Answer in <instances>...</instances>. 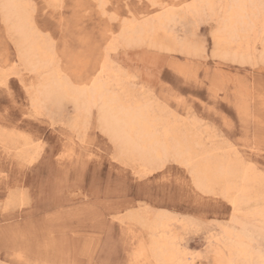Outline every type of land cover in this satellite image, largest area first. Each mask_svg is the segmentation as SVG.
Returning a JSON list of instances; mask_svg holds the SVG:
<instances>
[{"label":"rangeland","instance_id":"obj_1","mask_svg":"<svg viewBox=\"0 0 264 264\" xmlns=\"http://www.w3.org/2000/svg\"><path fill=\"white\" fill-rule=\"evenodd\" d=\"M3 1L0 73L8 80L0 82V264H155L145 221L160 212L170 217L194 264H218L221 244L216 236L225 229L244 231L243 223L257 241L253 249L261 250L264 229L249 213L264 203V60L259 38L251 43L257 48L249 62H234L213 38L217 6L190 16L184 9L192 0H157L170 9L179 7L168 29H174L180 44L166 49L120 42L110 62L120 84L113 81L112 89L126 100L141 101L163 125L187 135L195 152L203 148L255 165L259 179L252 193L258 200L235 211L219 184L202 194L191 167L174 156L150 166L121 154L102 129L97 107L84 115L68 97L36 102L49 72H37L20 59L19 35L1 8ZM22 1L51 48V67L55 64L73 84L102 62L100 49L109 33L118 37L125 20L159 13L152 0H135L139 7L131 11L129 0ZM101 3L106 4L103 10ZM142 244L148 253L141 257Z\"/></svg>","mask_w":264,"mask_h":264},{"label":"bare ground","instance_id":"obj_2","mask_svg":"<svg viewBox=\"0 0 264 264\" xmlns=\"http://www.w3.org/2000/svg\"><path fill=\"white\" fill-rule=\"evenodd\" d=\"M152 1L153 4H157L156 9L159 13L153 17H148V13H145L150 10H147L144 16H140L141 18L138 16L139 18L134 17V19L125 20L120 35L116 37V44L121 42L131 45V43L138 44L146 42L149 45L166 49H172L171 45L173 44H180L178 39H176L175 32H172L174 29L172 31L168 29L170 21H175L174 16L177 13L175 10L179 7L170 9L163 2L157 0ZM190 2H188V7L186 3L184 5L186 6L184 9L185 12L183 11L185 15L187 13L189 15L190 13H199L204 11L205 8H210L211 10L214 6L219 8L218 12L220 14L216 16L218 26L213 38L215 39L216 47L224 54L230 55L231 60L240 63L249 62L257 48L256 45H251V43L255 42L258 38L262 45L260 46L259 57L264 60V19L261 18L259 0H192ZM170 3L168 4L171 5ZM1 8L7 14L8 21L16 28L19 35L20 59L37 72H40L43 68L49 72L42 83L43 87L39 89L38 95H35L36 102L42 101L44 103L43 100L56 102L60 98L68 97L73 100L78 112L82 114L84 112H90L93 107H97L99 123L102 129L116 142L121 154L135 157L146 165L163 160V158H159L163 152L179 154L181 157L180 162L184 163V166L188 165L191 167L195 183L200 180L207 183L208 190H211L215 184H219L223 188V194L221 193V195L224 196L225 194L229 197L235 211L241 210L240 205L242 203L258 200L257 197L259 196L252 193V188L258 182L259 178H257L255 170L248 167L251 164L250 162L248 165H245L240 159H230L228 157L229 155H226V158L217 157L218 155L216 156L213 152V154H209L203 148L200 150V153L195 152L194 144L187 135H185L186 137H182V134L180 136L178 130L173 125H163L160 119L152 115L147 106L141 101L126 100L119 92L112 89V85H114L113 81L117 85L119 81L117 80V74H114L110 64L106 69L105 75L95 87L85 86L93 78L91 74H88L86 77H81L79 79L80 83L78 82V84L71 83L68 79L64 78L65 75L63 76L61 74L59 68L54 67L55 64H53V68L51 67L54 58L51 48H49L46 42L44 43L42 41V37L40 38L41 35H38L23 1L4 0ZM209 12L211 13V11ZM258 28H261V34L258 32ZM101 64H103V61ZM7 80V76L0 73V82L5 83ZM44 107L46 108V106ZM189 133L188 136L190 135ZM197 145L199 144L197 143ZM169 156L173 157V155ZM163 162L165 161L163 160ZM155 165L156 167L158 166V164ZM253 208L251 212L248 209L249 213L254 217H252L253 219L259 218L261 220L262 224H260L261 222L257 224L258 226L262 225L261 228L264 229V203ZM255 221L251 222L255 223ZM145 225L151 232L148 250L157 264H194L193 259L187 256L185 247L183 248L178 241L179 239L177 240V235L172 227L173 224L170 222V217L166 213L160 212L156 214L150 220L145 221ZM241 226H244V228L242 227L244 231L235 232L231 229L224 228V232L221 231L223 233L222 236L214 237L217 244H221V246L216 245L219 248L217 249L218 251L216 250L218 252L217 255H219L218 264H262V252L260 250L262 248H259L260 251L257 250L258 248L253 249L256 245L253 247L252 245L257 241H252L253 234L251 237V234L249 232L247 233L245 227L249 225H244L243 223ZM253 226L256 225L253 224ZM252 228L254 229L255 227ZM252 242L254 243L252 244ZM146 246L141 245L138 253L141 257L144 253H148L147 251L145 252L147 249Z\"/></svg>","mask_w":264,"mask_h":264},{"label":"snow or ice","instance_id":"obj_3","mask_svg":"<svg viewBox=\"0 0 264 264\" xmlns=\"http://www.w3.org/2000/svg\"><path fill=\"white\" fill-rule=\"evenodd\" d=\"M135 6L136 8L139 7V5H137L135 3V0H129V11L132 10V7ZM100 9L103 10L106 7V4L101 3L99 5ZM259 7L261 9V18L264 19V0H259ZM113 19H117L115 16H113ZM109 39H107L101 46V58L100 60L103 61V64L100 63V61H98L95 65V68L92 69L91 71V77H93L92 79H90L87 84L85 85L86 87H95V85L103 78V76L105 75L106 69L108 67V65L111 62L112 59V54L114 52H116L118 54V47L116 45V37L112 34L109 33ZM109 40H111L112 42L109 43ZM262 67H264V65H262ZM169 155H173L177 158V161L180 162L181 161V157L179 154H169L167 152H163L161 153L159 158H167ZM262 156H264V153H262ZM248 167H252L254 168L255 165H248ZM261 168L264 169V160H262L261 162ZM167 168H163V169H158L156 172V175H159L161 173V171H166ZM264 174V173H262ZM196 186L199 189V191L202 194H207L208 193V184L203 182V181H197L196 182ZM262 264H264V246H262Z\"/></svg>","mask_w":264,"mask_h":264}]
</instances>
